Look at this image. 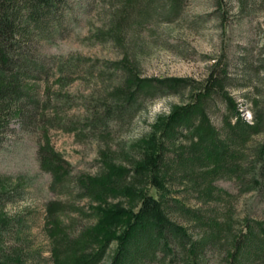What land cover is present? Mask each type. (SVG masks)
I'll return each instance as SVG.
<instances>
[{
	"label": "rangeland",
	"instance_id": "374dc122",
	"mask_svg": "<svg viewBox=\"0 0 264 264\" xmlns=\"http://www.w3.org/2000/svg\"><path fill=\"white\" fill-rule=\"evenodd\" d=\"M58 18L57 29L49 26L27 47L38 67L22 82L30 117L24 124L12 117L0 130V192L11 197L0 202V219L22 224L17 236L3 233L7 250L21 248L26 264H53L82 247L77 240L96 222V206L137 208V193L120 189L91 197L77 180L98 175L108 163L128 169L122 182L127 185L158 116L191 102L217 76L243 120L263 119L243 144L235 175L216 173L211 196L198 191L199 182L193 186L173 175L174 150L190 145L186 130L167 143L164 166L173 177L167 183L173 195L224 229L206 247L202 264H227L230 239L249 223L264 222V0H66ZM125 68L144 78L186 83L175 91L153 87L128 102ZM203 106L223 136L229 112L221 92L211 90ZM142 185L157 196L149 182ZM175 218L195 237L206 230ZM115 248L111 244L98 264H106ZM175 257L153 264H179Z\"/></svg>",
	"mask_w": 264,
	"mask_h": 264
},
{
	"label": "trees",
	"instance_id": "16d2710c",
	"mask_svg": "<svg viewBox=\"0 0 264 264\" xmlns=\"http://www.w3.org/2000/svg\"><path fill=\"white\" fill-rule=\"evenodd\" d=\"M65 1L0 0V130L2 125L8 126L12 117H18L22 124L30 117L26 116L21 100L22 82L31 70L37 72L38 67L35 61H31L27 47L49 26L58 28V17ZM124 73L125 84L129 86L124 92L128 102L153 87L162 89L161 92L175 91L186 83L185 79L178 78H144L133 69L125 68ZM206 81L191 102L172 108L168 115L158 116L148 137L143 140L132 180L127 185L122 186V182L128 169L108 163L98 175L78 178V187L84 195L99 196L123 189L129 195L137 193L139 203L137 208L120 203L96 206V222L86 237L77 240L82 247H76L62 260L54 259L53 264H98L111 244L116 248L106 264H153L156 259L160 262L172 254L178 258L176 262L179 264H202L206 247L217 243L224 229L219 228L221 223L204 217L200 209L173 195L172 187L167 184H171L173 177L167 174V165L164 166L168 157L167 143L177 140L182 130L189 131L190 145L174 150L176 154L171 159V165H175L173 175L193 186L199 182L198 191L211 196L212 177L219 172L235 175L243 144L250 135L259 131L263 120L260 115L252 122L243 120L217 76ZM213 89L221 92L229 112L223 119L226 128L223 136L203 109V101ZM259 154L264 156V143ZM260 175L264 177V161ZM134 180L142 188H135ZM144 182H149L156 189L157 196L144 190ZM204 185L207 186L202 188ZM10 198L9 193L0 192V202ZM175 216H182L187 223L205 226L206 230L195 237ZM21 225L20 220L0 219V264H26L21 248L7 250L2 239L3 233L8 231L17 236ZM230 241V248L225 251L227 264H255L257 261L264 264V222L249 223L245 232L233 236ZM87 244H94V248L88 251L83 246Z\"/></svg>",
	"mask_w": 264,
	"mask_h": 264
}]
</instances>
